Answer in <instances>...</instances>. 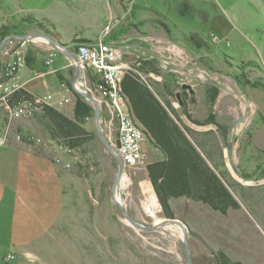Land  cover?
<instances>
[{"label": "rangeland", "instance_id": "obj_1", "mask_svg": "<svg viewBox=\"0 0 264 264\" xmlns=\"http://www.w3.org/2000/svg\"><path fill=\"white\" fill-rule=\"evenodd\" d=\"M130 2L135 4L137 24L123 25L128 30L124 43L139 41V30V38L154 49L159 45L167 58L162 67L140 53H133L129 61L141 67L142 60L147 59L141 70L154 73L157 80L158 76L163 79L162 85L167 82L171 86L174 106L171 101L166 103L175 110L176 116L171 113L183 129L216 131L224 164L219 171L228 174L226 183L241 209L223 215L200 201L180 198L170 201L173 218H167L146 170L147 164L160 159L148 138L146 163L125 169L131 180L124 193L125 209L146 227L173 219L184 221L191 230L188 244L193 264H212L217 252L243 264H264V174L257 172L264 164V0H0V26L7 18L23 31L34 32L38 27L19 23L32 17L42 26L57 29L69 43L73 32L82 29L86 36L96 37V29L105 25V14L123 15ZM42 32L52 35L45 27ZM193 34L209 46L192 52L186 46L193 45L189 39ZM160 36L166 41L158 44ZM12 42L19 45L15 39ZM169 65L183 67L189 73L171 72ZM144 78L156 93L161 91L158 81L146 75ZM210 81L220 87L212 106L207 98L209 86L214 85ZM184 87L191 88L186 99L191 119L179 98ZM1 89L0 146L30 149L50 162L57 174L58 193L57 188L53 192L60 206L45 236L20 249L21 256L12 264H188L180 227L159 232L138 230L125 221L124 213L114 203L119 165L114 152L97 134L91 102L87 101L94 113L81 124L92 140L68 150L42 110L11 118ZM88 90L98 96L93 87L88 85ZM181 94L186 98L183 90ZM60 112L75 119L73 107ZM210 116L223 127L225 135L215 125H204ZM100 119L106 140L118 147V123L112 110L100 106ZM234 167L251 180L240 178ZM4 253L0 250V264ZM22 254L34 255L35 261H27Z\"/></svg>", "mask_w": 264, "mask_h": 264}, {"label": "crops", "instance_id": "obj_2", "mask_svg": "<svg viewBox=\"0 0 264 264\" xmlns=\"http://www.w3.org/2000/svg\"><path fill=\"white\" fill-rule=\"evenodd\" d=\"M134 9L135 4L132 8L131 15L128 20L122 25L115 28L114 31L105 39V41L117 45L121 49L122 63L132 68V70L129 71L136 72L138 73V75L140 74V76L142 75L141 77L143 78V80H145L148 87L151 88L154 93L155 89H153L151 83L147 81L146 78H144V75L158 81V86L162 88L161 92H163V96L161 97H163V99L165 98L167 102L171 101L172 106H174L172 102V96L169 93V91L171 90V86L166 82V88L168 90H165L164 85L161 84L163 81L161 77L158 76L157 80V78L154 76V73H151L148 70L146 72L143 69L141 70V68L144 67L147 59L144 58L142 60L141 56L137 55V58H141V60L143 61H140L142 62L141 67L140 64L134 63V60L129 61L133 53H140L145 54L151 59L157 60L158 67H162L165 64L164 59L167 58L165 55V51H163V49L159 45L157 50L152 48L151 45L145 44V42L139 38V36L142 35L139 30L137 33L138 36H136V39H139V41L124 43L123 39L128 35L126 34L128 30L124 28L123 25H126V23H130V25L137 24L135 23ZM121 16L123 15L116 16L112 13L109 16L105 14V17L103 19L105 25L103 28L96 29V37L86 36L85 30L82 29L81 31H79V33L73 32V39L69 41V43L63 40L60 32L57 29H52L51 27L46 26L44 27L46 30L52 32V35H50L51 37L58 39L64 44H73L77 40H87L91 42V44H96L101 40L103 31L107 26L109 20L112 17L114 18ZM27 18H29L30 20H34L32 17H25L22 18L19 23L29 24L24 21ZM74 19H76V17ZM34 21L40 22L38 20ZM30 25L38 27L33 22ZM82 25L85 27V24ZM19 26V24H13L9 22V20H7L6 18L5 22L0 26V30L5 29L11 35L20 34V36L33 32V30L32 32H25ZM38 31H42V29L38 27V30L34 32ZM165 38V36L158 37V44L166 41ZM13 46L14 43H7L5 44V49L11 50ZM140 46H145L152 49L156 54L160 56V59L145 50L139 49ZM191 46L189 45L186 47H188V49H190L192 52L194 51V49H197L196 47H193L194 45ZM51 50L55 49L52 46L48 45V43L40 40L39 42H33V44H30L24 50L26 68H24L17 76H15V78L6 83V85L12 86L18 83L20 86H23L22 89L28 92L30 94V97H32L33 99L44 97L50 94L53 95L54 93V96L56 98H59L62 95H66L63 85L65 84L67 86H71L73 84L76 78L77 70L74 67H69L71 65L69 59L71 56L69 55V53L62 52L57 53L52 66H46V61L49 58ZM71 51H73V49ZM127 55H130V57H127ZM14 61L15 57L13 55L9 57L0 56V63L2 65L13 63ZM129 71H127L125 74H127ZM169 71L177 73L176 70H173L171 68L169 69ZM51 82H54V84L52 85ZM79 96L80 95L76 97L74 93H72L71 96L69 95L68 97L70 99V103L67 104L63 109L73 107L75 110L77 98ZM158 98L162 101L159 96ZM163 104L166 107L165 103ZM51 107L55 110H58L59 112L63 110L57 109L54 105ZM170 114L172 115V113ZM154 146L158 150V155L160 158L156 162L165 161L167 159V154L162 151L159 146ZM55 188H57L58 193V179L56 170L53 168L52 164L45 158L35 155L32 151H30V149L28 150L26 148L6 145L0 146V250H5L2 264H12L13 262L6 263L5 258L8 254L14 253L17 256H21L19 253L20 249H24V247L26 248L29 245L36 244L38 239L44 237L45 233L49 231L53 215L60 210V206H58L56 201L58 195L56 196L53 192Z\"/></svg>", "mask_w": 264, "mask_h": 264}, {"label": "trees", "instance_id": "obj_3", "mask_svg": "<svg viewBox=\"0 0 264 264\" xmlns=\"http://www.w3.org/2000/svg\"><path fill=\"white\" fill-rule=\"evenodd\" d=\"M24 21L29 24L33 22L43 30L44 26L40 22L29 18ZM10 35L5 29L0 30V44ZM189 39L197 49H204L208 46L198 34H193ZM76 42L91 44L87 40H77ZM5 69L6 65L0 63V85L8 81L5 77ZM158 73L160 72L158 71ZM164 89H167L166 84H164ZM208 89V103H211L212 106L218 97L219 88L212 85ZM122 91L129 99L134 117L143 127L146 137L167 154L165 161L154 162L146 166L148 177L166 217L173 218L170 201L180 198H187L194 202L200 201L213 211L223 215L231 209L240 211V202L226 183L228 174L223 170L219 171L224 168V164L216 131L209 130L199 133L181 128L177 123L178 119L176 120L170 114L172 112L176 116L175 110L169 103H166L165 98L161 97L163 96L162 92L156 93L155 91L154 93L136 72L129 71L124 75ZM186 99L182 98L183 109L186 116L191 119L187 111ZM192 99L194 102L193 96ZM33 102L34 99L24 89H20L7 99V104L11 108ZM40 110L48 118L54 131L68 150L81 148L92 140L91 134L83 127L81 121L91 117L94 112L83 97L77 98L75 119L67 117L51 106H42ZM204 125H215L222 134H226L223 127L215 121L214 116H210ZM263 166L264 164L257 170L262 176L264 174ZM211 262L212 264H243L231 260L222 252L214 254Z\"/></svg>", "mask_w": 264, "mask_h": 264}, {"label": "built area", "instance_id": "obj_4", "mask_svg": "<svg viewBox=\"0 0 264 264\" xmlns=\"http://www.w3.org/2000/svg\"><path fill=\"white\" fill-rule=\"evenodd\" d=\"M133 2H130V7L125 8L124 14L121 17H112L103 31L101 40L96 44L78 46L75 52L72 51L74 57H70V66L77 70L76 78L79 76L77 82H73L71 86L63 85L66 95L56 98L54 95H46L44 97L34 99L33 103H24L15 108H11L7 104V99L15 92L22 89L18 83L12 86L6 85L10 80L15 78L24 68H26V61L24 57V50L33 42L45 40L41 38L34 39H17L19 45L13 46L11 50H4L0 56L9 57L13 55L15 61L6 64L5 77L7 82L0 85L1 91H4L3 100L6 109L11 118H19L26 115L29 111L39 110L43 106H56L57 109H63L70 103L69 95L72 93H90L88 85L93 87L98 96H95L100 106L104 105L106 108L112 110L118 123V151L123 158L126 168H134L144 165L147 160L145 142L146 134L143 127L137 122L134 114L130 108V102L122 91V80L124 74L132 70V68L121 61V49L112 43L105 41V39L114 31L115 28L122 25L128 20L131 15ZM7 43H13L12 40ZM47 43V42H46ZM58 51L51 50L46 66L50 67L54 63ZM62 53H67L62 50ZM140 75V74H139ZM142 76V75H141ZM75 78V79H76ZM81 87V89L79 88ZM80 95V94H79ZM92 95V94H91ZM26 260L34 262V255L26 254ZM24 256V257H25ZM14 253H10L5 258L6 262H14L18 258Z\"/></svg>", "mask_w": 264, "mask_h": 264}, {"label": "water", "instance_id": "obj_5", "mask_svg": "<svg viewBox=\"0 0 264 264\" xmlns=\"http://www.w3.org/2000/svg\"><path fill=\"white\" fill-rule=\"evenodd\" d=\"M34 39V38H41L43 40H45L48 45L52 46L55 50H57L58 52H62V50L66 51L67 53H69V55L71 57H74L73 53H72V49L78 46H83V45H90V44H83V43H78V42H74L73 44H64L61 41H59L58 39H55L53 37H51L50 35H47L46 33L42 32V31H38V32H32L26 35H10L9 37H7L6 39H4L0 44V54L1 52L4 50L5 48V44H7L8 41L13 40V39H21V40H25V39ZM139 49L145 50L147 52H149L150 54L156 56L158 59H160V56L158 54H156L152 49L145 47V46H140ZM171 69L176 70V71H182L185 73H189V71L183 67L180 66H176V65H169ZM81 74V72H80ZM79 74V76H80ZM79 76L75 79V82H77L79 80ZM211 84H214L215 86H217V88L219 87L215 82L210 81ZM189 89H191L190 87H187ZM220 88V87H219ZM79 94L88 102H91L96 114H95V123H96V131L97 134L99 136V138L102 140V142L112 151L114 152L113 154H115L116 159L118 161V165H119V173L118 176L115 180L114 183V187H113V201L114 203L122 210V212L124 213L125 217L128 220V223L130 225H132L134 228L141 230V231H145V232H156V231H161L164 230L166 228V226H168L169 224H175L178 227H180L183 231H184V245H185V250L187 252V258H188V264H193V260H192V256H191V251H190V247L188 244V240H189V236H190V228L189 226L182 220L179 219H173V220H167L164 221L161 224H158L157 226H152V227H146L144 225H141L140 223L136 222L134 219H132V217H130V215L128 214V211L124 208L123 205H121L115 198V192H116V188L118 186L119 181L121 180V178L125 175V163L123 158L120 156V153L118 151V148L113 146L112 144L109 143V141L106 140L101 126H100V106H99V102L97 101V99L89 94V93H81L79 92ZM247 99V98H246ZM248 100V99H247ZM235 125V124H234ZM233 125V126H234ZM232 126V127H233ZM231 127V129H232ZM231 131V130H230ZM264 167V166H263ZM234 171L240 178L244 179V180H251L250 178H247L245 176H243L241 173L238 172L237 168L234 167L233 168ZM259 176V173L256 174V176L252 179V180H256Z\"/></svg>", "mask_w": 264, "mask_h": 264}, {"label": "bare ground", "instance_id": "obj_6", "mask_svg": "<svg viewBox=\"0 0 264 264\" xmlns=\"http://www.w3.org/2000/svg\"><path fill=\"white\" fill-rule=\"evenodd\" d=\"M79 88L81 89L80 86H79ZM130 183H131V180H130L129 176H128L127 174H125V175L121 178V180L119 181L118 186H117V188H116L115 198H116V200H117L121 205H123V206H124V202H125V194H124V193H125V191L129 188ZM124 208H125V206H124ZM125 218H126V217H125ZM125 221L128 222L127 218H126ZM167 227L170 228V229H172V228H174V227L177 228V225H175V224H169L168 226H166V228H167ZM178 228H179V227H178ZM182 239H184V234H182Z\"/></svg>", "mask_w": 264, "mask_h": 264}, {"label": "flooded vegetation", "instance_id": "obj_7", "mask_svg": "<svg viewBox=\"0 0 264 264\" xmlns=\"http://www.w3.org/2000/svg\"><path fill=\"white\" fill-rule=\"evenodd\" d=\"M75 49H76V47L75 48H73V51L75 52ZM183 91H184V93H185V97L188 99V95H187V91H190L191 89H189V88H187V87H184L183 89H182ZM182 90H181V92H180V94H179V98L181 99V101H182V98H184L183 96H182ZM182 104H183V102H182Z\"/></svg>", "mask_w": 264, "mask_h": 264}]
</instances>
